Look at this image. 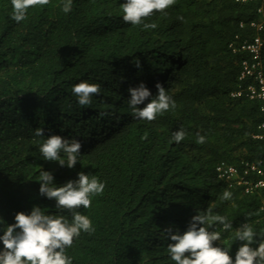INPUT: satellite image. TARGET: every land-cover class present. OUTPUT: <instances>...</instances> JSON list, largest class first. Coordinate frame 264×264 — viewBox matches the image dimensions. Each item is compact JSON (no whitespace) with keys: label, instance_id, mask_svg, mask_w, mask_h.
I'll return each mask as SVG.
<instances>
[{"label":"trees","instance_id":"1","mask_svg":"<svg viewBox=\"0 0 264 264\" xmlns=\"http://www.w3.org/2000/svg\"><path fill=\"white\" fill-rule=\"evenodd\" d=\"M124 2L74 0L64 14L62 0H50L17 24L10 0H0V216L12 224L33 205L57 211L54 200L39 194L38 173L51 172L53 162L43 160L38 145L70 123L66 135L90 140L75 168L66 175L57 168L56 183L84 171L106 184L90 208L80 206L95 231L67 249L74 264H170L171 241L161 231L172 226L182 233L190 216L209 206L232 220L233 230L246 218L264 229L258 194L247 195L215 173L220 161L264 157L261 101L233 95L255 83L252 76L240 78L244 61H259L256 71L264 75V45L259 60L242 48L256 38L264 44V0H175L166 16L145 19L157 24L147 31L122 21ZM80 80L100 85L89 106L71 94ZM157 82L176 109L151 122L134 119L128 89L144 83L154 96ZM37 127L45 137L35 136ZM181 127L185 139L171 142ZM197 134L207 137L204 144L195 142ZM225 190L231 201L221 199ZM217 230L228 243V233ZM240 243L233 244V256Z\"/></svg>","mask_w":264,"mask_h":264},{"label":"clouds","instance_id":"2","mask_svg":"<svg viewBox=\"0 0 264 264\" xmlns=\"http://www.w3.org/2000/svg\"><path fill=\"white\" fill-rule=\"evenodd\" d=\"M49 2L50 0H10V19L20 24L27 19L29 9L48 5ZM73 2L74 0H62L61 11L64 14L71 13ZM174 3L175 0H125L119 4V10L124 23L140 26L142 31H147L156 29L157 24L145 23V19L157 12L166 16L165 10ZM179 19L183 20V17ZM135 64L137 68L140 67L139 60H136ZM155 88L158 91L154 96L144 83L128 89L129 98L126 103L134 119L151 122L159 115L176 109V101L160 82L155 84ZM246 89L239 91L246 94ZM100 92V85L89 80H80L71 86L72 96L82 107L91 105L93 97L98 96ZM146 101L148 102L145 103ZM142 104V108L138 107ZM260 109L262 111V102ZM263 124L264 122L260 127H264ZM63 128L65 131H56V134L46 136L38 145L43 160L53 162L51 172L41 168L38 173L36 181L39 183V194L54 200L57 211L46 213L40 206L33 205L29 212H17L12 224H8L3 216H0V264H74L73 257L67 254V249L72 248L74 240L78 241L82 233L91 234L95 231L93 221L79 209L80 206H83V209L90 208L91 197L102 194L106 184L95 174H86L84 171L77 174V179H70L64 184L56 183L54 174L57 168L61 166L60 173L63 175H66L69 169L75 168L77 162H81L82 148H86L90 140L84 139L81 134L66 135V130H71L70 123H63ZM34 134L37 137H45L43 128L37 127ZM185 136L186 131L181 127L173 132L169 140L179 144ZM206 139L205 135L197 134L195 142L204 144ZM260 159L264 157L242 159L239 164L220 161L215 166V173L231 186L240 187L247 195L258 194L261 203L264 189L247 193L235 179L225 177L222 175L223 170L218 169L225 164L238 167L242 161ZM221 199L231 201L233 193L225 190ZM65 210L71 214V219L63 214ZM259 212H264V207ZM220 226L223 232L228 233V243L222 239V232L217 230ZM233 228L232 220L226 215L214 214L213 208L209 206L206 210L197 209L195 214L190 216L186 230L182 233L168 226L161 231L160 236L171 241L166 247L170 264H264V229L255 228L247 222V218L246 222L234 230ZM237 241L241 243L233 256L232 247Z\"/></svg>","mask_w":264,"mask_h":264},{"label":"built area","instance_id":"3","mask_svg":"<svg viewBox=\"0 0 264 264\" xmlns=\"http://www.w3.org/2000/svg\"><path fill=\"white\" fill-rule=\"evenodd\" d=\"M245 2L247 0H237ZM252 26L262 29L261 23L253 21ZM263 47V41L256 38L251 44L244 43L243 49H248L253 53L254 60H259ZM260 62L249 63L244 61V70L242 71L241 78L252 76L254 77V84H249L246 89V95L251 99H258L262 102V111H264V75L261 72H257L256 66ZM242 91L237 92L236 95H241ZM264 126V124H263ZM240 166V167H239ZM237 166L224 165L219 167V171H222V175L229 179H235L238 184L245 188L247 193H255L259 189H264V159L260 160H245ZM261 208L264 207V194L261 199Z\"/></svg>","mask_w":264,"mask_h":264}]
</instances>
